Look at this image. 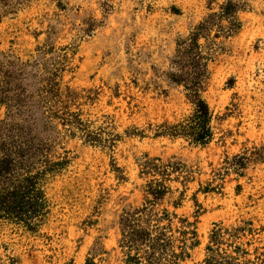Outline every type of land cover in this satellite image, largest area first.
<instances>
[{"label":"rangeland","instance_id":"1","mask_svg":"<svg viewBox=\"0 0 264 264\" xmlns=\"http://www.w3.org/2000/svg\"><path fill=\"white\" fill-rule=\"evenodd\" d=\"M59 69L60 103L39 91ZM195 81L211 141L157 135ZM62 109L120 138L72 137ZM21 126L47 210L32 230L0 220V264H125L123 218L143 207L172 218L159 264H202L219 227L264 264V0H0L1 138L21 145Z\"/></svg>","mask_w":264,"mask_h":264},{"label":"trees","instance_id":"2","mask_svg":"<svg viewBox=\"0 0 264 264\" xmlns=\"http://www.w3.org/2000/svg\"><path fill=\"white\" fill-rule=\"evenodd\" d=\"M203 25L196 27L188 45L197 47ZM183 50L186 49L183 48ZM60 70L53 73L52 81L46 82L39 89L43 98L52 96L54 102L58 103L61 102L59 100ZM197 74H201V71L198 70ZM197 84L195 81L193 85L187 87L193 106L192 112L175 123L161 125L157 135L183 138L195 145H206L211 141L213 136L210 125L212 113L207 102L193 87L198 86ZM23 106L24 97L21 96V116ZM62 110L61 113L59 112L61 114L59 118L67 126L66 131L72 137L79 135L86 142L101 144L108 149H112L114 143L120 138L118 134L105 133V127L102 125L97 126L89 120H83L79 112ZM41 152V145L32 142L30 133L23 126H21V145L17 141L6 142L0 134V220L23 224L32 230L36 227L37 221L46 213L47 198L40 180L41 175L46 173L47 169L33 171L30 165L31 161L33 163L41 157ZM61 164V162H56L53 165ZM147 191L157 200L163 199L168 189L163 183L156 182L150 183ZM149 211H151L149 208L143 207L123 218L122 244L127 253L125 264H159L162 255L166 253L165 250L170 244L171 236L165 234V224L161 225V223L166 221L170 225L171 215L164 210L161 216L156 213L145 219L144 215ZM227 233L228 231L222 227L214 230L206 247L207 254L202 264H246V262L239 263L237 260L243 254H247V251L241 244L233 241L231 238L233 234L224 241V234ZM131 252L134 253L131 254ZM171 256H174L173 253ZM87 264L95 263L90 261Z\"/></svg>","mask_w":264,"mask_h":264}]
</instances>
